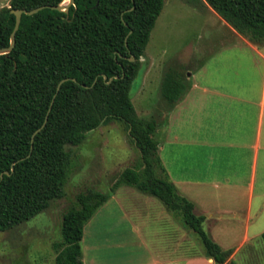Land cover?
I'll use <instances>...</instances> for the list:
<instances>
[{
  "label": "trees",
  "instance_id": "16d2710c",
  "mask_svg": "<svg viewBox=\"0 0 264 264\" xmlns=\"http://www.w3.org/2000/svg\"><path fill=\"white\" fill-rule=\"evenodd\" d=\"M63 1L9 0L0 8V48L9 44L14 24L11 10ZM203 2L248 41L264 44V0ZM162 3L73 0L65 11L43 8L21 14L13 47L0 54V173L9 172L0 178V231L30 219L50 200L63 196L70 157L67 147L77 146L100 124L123 122L139 152V164L123 168L108 192L87 188L63 211L61 239L53 245L55 264H82L83 225L121 185L160 200L196 234L204 255L214 264H235L227 260L230 250L221 249L204 231L203 216L193 213V204L167 179L152 137L155 119L138 117L129 98ZM64 78L68 79L55 91ZM185 89L181 76L173 70L164 73L160 94L166 102L178 101ZM46 112V122L31 142ZM260 239L264 244V232Z\"/></svg>",
  "mask_w": 264,
  "mask_h": 264
},
{
  "label": "crops",
  "instance_id": "0c3cea01",
  "mask_svg": "<svg viewBox=\"0 0 264 264\" xmlns=\"http://www.w3.org/2000/svg\"><path fill=\"white\" fill-rule=\"evenodd\" d=\"M217 19L224 27L219 47L187 68L178 101L166 102L160 85L154 87L160 104L154 132L167 179L234 262L241 247L258 243L264 232V44L251 43ZM150 71L145 67L143 87ZM167 71H160L161 80ZM152 93L149 89L148 96ZM112 212L119 218L112 219ZM89 219L92 233L117 223L124 230L107 240L96 231L86 256L82 241ZM89 219L80 239L82 264H214L191 229L156 197L134 187L119 186ZM99 247L110 250L98 252Z\"/></svg>",
  "mask_w": 264,
  "mask_h": 264
},
{
  "label": "rangeland",
  "instance_id": "374dc122",
  "mask_svg": "<svg viewBox=\"0 0 264 264\" xmlns=\"http://www.w3.org/2000/svg\"><path fill=\"white\" fill-rule=\"evenodd\" d=\"M8 1L0 0V8L7 6ZM223 30L217 15L203 0H163L129 89L136 115L155 119L156 109L160 107L155 96V88L161 82L160 71L179 70L182 78L186 79L187 68L202 60L204 53L206 55L219 47ZM145 67H151V71L150 81L147 80L146 87H143ZM149 89L154 95L148 96ZM152 137L156 139L155 132ZM67 149L70 157L62 185L63 196L50 200L44 210L30 219L0 231V264H55L53 245L61 239V214L75 203V195L87 188L108 192L123 168H133L140 162L139 152L124 123L118 120L100 124L89 131L77 146H68ZM122 192L120 189L117 194ZM100 216L98 213L95 220ZM110 217L114 220L119 218L115 212ZM91 224L89 219L83 232L82 245L86 256H90L92 235L95 237L97 231L95 229L92 233ZM123 230L122 224L117 223L109 230H98L97 236L106 240L121 237ZM109 250L108 247L98 248V252L107 253ZM233 261L236 264H264L261 239L254 245L241 247Z\"/></svg>",
  "mask_w": 264,
  "mask_h": 264
},
{
  "label": "water",
  "instance_id": "95a60500",
  "mask_svg": "<svg viewBox=\"0 0 264 264\" xmlns=\"http://www.w3.org/2000/svg\"><path fill=\"white\" fill-rule=\"evenodd\" d=\"M64 1H65V0H64ZM64 1L61 2L60 4H58V5H54V6L41 5V6H37V7L31 8V9H28V10H26V9L11 10L10 12L14 15V24H13V28H12V30H11V32H10V36H9V44H8L7 47L0 48V54H4V53L9 52V51L11 50V48L13 47V45H14V33H15V31L17 30V28H18L21 14H32V13H35V12H37L38 10L43 9V8H50V9H54V10H58V11H65V10L67 9V7H68L70 4H72L73 0H67V2H64ZM129 60H133V58H132V57H129ZM102 77H103V79L105 78L104 75H103ZM67 79H68V78H64V79L59 80V82H58L57 85H56V90H55V91H57L58 88H59V85H60L63 81H65V80H67ZM71 79H72V78H71ZM50 103H51V102H50ZM48 110H49V108H48ZM48 110H47V112H48ZM47 112H46V114H45V116H44V119H43V122L41 123V125H40L37 129H35V130L33 131V133L31 134V138H30V141H31V142H32V138H33V136H34V135H35V134H36V133H37V132L43 127V126H44V124H45V122H46V118H47ZM21 159H23V157L20 158L19 160H21ZM14 163H15V162H12V163H11L10 170H12V166H13ZM3 174L7 175V174H9V172H8L7 170L2 171V172L0 173V178L2 177Z\"/></svg>",
  "mask_w": 264,
  "mask_h": 264
},
{
  "label": "bare ground",
  "instance_id": "6f19581e",
  "mask_svg": "<svg viewBox=\"0 0 264 264\" xmlns=\"http://www.w3.org/2000/svg\"><path fill=\"white\" fill-rule=\"evenodd\" d=\"M65 2V1H64Z\"/></svg>",
  "mask_w": 264,
  "mask_h": 264
}]
</instances>
